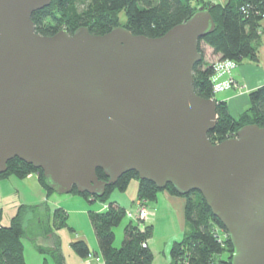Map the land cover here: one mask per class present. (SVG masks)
<instances>
[{
    "label": "water",
    "instance_id": "1",
    "mask_svg": "<svg viewBox=\"0 0 264 264\" xmlns=\"http://www.w3.org/2000/svg\"><path fill=\"white\" fill-rule=\"evenodd\" d=\"M50 2L0 0V173L18 158L57 194L101 197L129 171L196 191L226 231L230 264H264V126L213 143L217 101L193 90L210 6L155 37L122 25L42 35L31 14Z\"/></svg>",
    "mask_w": 264,
    "mask_h": 264
},
{
    "label": "trees",
    "instance_id": "2",
    "mask_svg": "<svg viewBox=\"0 0 264 264\" xmlns=\"http://www.w3.org/2000/svg\"><path fill=\"white\" fill-rule=\"evenodd\" d=\"M81 5V6H80ZM209 7L214 19L213 32L201 38L198 50L201 60L193 66V90L203 98H215L213 65L205 62L201 43L208 45L218 59L233 60L239 63L244 58L256 59V46L260 35V20L264 16V0H228L225 4H203ZM199 6L193 0H51L50 4L31 14L35 31L42 35H52L59 30L72 33L79 26H86L92 34H103L112 27L121 25L120 12L125 20L122 26L133 34L155 37L163 34L173 25L185 20ZM249 106L237 117H233L224 101H217L216 123L207 133L215 143L235 134L244 124L264 126V84L248 93ZM36 173L47 192H53L46 184L40 169L13 158L7 162V169L0 173V179L8 175L24 177ZM100 179H105L100 169L96 171ZM132 178L138 180V199L146 202L156 199L160 191L154 183L139 179L136 172L122 174L105 193L98 198L104 201L117 189L124 191ZM179 195L171 185L164 189ZM72 192L78 193L76 190ZM80 194V193H79ZM85 198L97 197L80 194ZM185 219L190 231L172 244L170 264H230L232 246L219 220L213 216L201 194L192 191L186 195ZM26 207L19 206L7 225L2 224L0 209V264H26L23 257L21 238L25 235L23 222ZM66 213H55L58 225H64ZM99 253L104 264H154L153 253L147 244L152 227H141L131 219L124 225L120 246H114L115 232L125 217V208L109 202L106 209L88 211ZM220 231V232H219ZM72 249L81 257L90 254L84 240L71 242Z\"/></svg>",
    "mask_w": 264,
    "mask_h": 264
},
{
    "label": "crops",
    "instance_id": "3",
    "mask_svg": "<svg viewBox=\"0 0 264 264\" xmlns=\"http://www.w3.org/2000/svg\"><path fill=\"white\" fill-rule=\"evenodd\" d=\"M227 1L200 0L199 7L206 3L223 5ZM259 24L260 37L255 51L256 59L244 58L236 64L231 72L224 74L220 80L223 81L227 77L231 78L234 86L215 94L216 100L226 103L228 111L233 117H237L249 106L248 93L264 84V16ZM204 51L208 54L205 58L207 63L212 64L214 58H218L217 55L212 53V49L208 45L205 46ZM137 190L138 181L136 178H132L127 188L124 191L115 193L109 198V202H115L125 209L135 208L138 201ZM52 193L47 192L41 185L36 173H28L24 177L11 174L0 179L2 224L7 225L9 223L19 206L27 208L24 217L28 211H31L34 215L41 212L42 204L45 207L46 218L43 219V214L36 217L33 235L26 237L27 229L25 227V235L21 238L25 263L104 264L97 244L92 247L93 244L89 243V239L85 235L83 237L78 234L76 237H63L62 226H68L67 211L70 209L61 206L55 199L49 201ZM145 205L147 207V216L141 222V227L146 225H151L152 227V234L147 240V244L153 253V263L170 264L172 244L181 240L191 229L185 219L186 198L181 195L171 194L167 190H160L156 199L146 201ZM6 206H9L8 217L3 216ZM103 209L102 206H99L97 211ZM57 211L58 213L60 211L66 213L67 217L64 225L60 226L57 224L55 219ZM71 230L74 229L71 228ZM78 239H84L91 246V249L89 248L90 254L86 257L79 256L71 247V242ZM96 247L97 250L95 251Z\"/></svg>",
    "mask_w": 264,
    "mask_h": 264
},
{
    "label": "rangeland",
    "instance_id": "4",
    "mask_svg": "<svg viewBox=\"0 0 264 264\" xmlns=\"http://www.w3.org/2000/svg\"><path fill=\"white\" fill-rule=\"evenodd\" d=\"M199 1L200 0H193L194 5L195 6L196 5L199 6V4H200ZM119 16H120V20H121L120 23L122 25L124 23V20H125L123 12H120ZM200 46H201L202 50H204L206 44L201 43ZM207 56H208V54L204 51V59ZM219 61H221V60L218 59V58H214V62L213 63L216 64ZM205 62H207V61H205ZM213 63H212V65H213ZM236 64L237 63L235 62V65L233 66V68L236 66ZM231 70L229 72H231ZM213 72H214V67H213ZM222 76L218 77L219 80H220V78ZM227 79H228V77H227ZM224 80H226V79H224ZM232 85L234 86V83H232ZM233 86H231V88ZM118 192H120V191L117 190V189H114L109 194L108 198L106 200H104V201H100L98 199L100 197H97V200H92L91 197L87 199V198L83 197L82 195H80L79 193H75V192H70V193H66V194H57V193L53 192L49 201H52L53 199H55V200L58 201V203H60L61 206L70 209L69 211H67V213H68V218H67L68 226H62V235H63V237L64 236H70V238L71 237H76L77 234L81 235L83 237L85 235V237H87V239H89L88 240L89 243L93 244L92 247H95L97 242H96V239H95V235H94V232H93V229H92V225H91L90 219L88 217V211H97V208L99 206H102L104 209H106L107 206H108V203H109V198H111L115 193H118ZM138 201L142 202L145 205V202H143V201H141L139 199H138ZM48 204H49V202H48ZM129 209H133V207H131ZM41 210H40L41 212H39L40 214L36 213V215H34L31 211H28L25 214L23 222H24V225H25V227L27 229V231H26L27 232V236L26 237H28V235H33V233H34L33 231H34L35 226H36L35 219H36V217L38 215H42L43 214L42 215L43 219L46 218L45 217V213H46L45 212V207H44L43 204H42ZM127 210L128 209H125V211H127ZM8 212H9V206H6V210H5L4 214H3V216L4 217H8V215H9ZM4 217H3V220H4ZM128 220H129V218L125 215V217H124L123 221L121 222V224L118 225L117 227H115V229H114V232H115L114 246L115 247H119L120 246L121 239L123 238V228H124V225L128 222ZM142 221H143V219L142 220H138L136 222L138 224H141ZM71 228L74 229V230H71ZM119 241H120V243H119ZM88 246L91 249V246L89 244H88ZM96 250H97V247H96L95 251Z\"/></svg>",
    "mask_w": 264,
    "mask_h": 264
},
{
    "label": "built area",
    "instance_id": "5",
    "mask_svg": "<svg viewBox=\"0 0 264 264\" xmlns=\"http://www.w3.org/2000/svg\"><path fill=\"white\" fill-rule=\"evenodd\" d=\"M234 65L235 62L229 59L221 60L216 64L213 63L214 72L211 76V80L214 84V92L229 89L231 88V86H233V81L231 78L220 81L218 77L222 76L223 74L229 73V71L233 68ZM125 215L133 221L142 220L145 219L147 216V208L142 202L137 201L135 208L128 209L127 211H125Z\"/></svg>",
    "mask_w": 264,
    "mask_h": 264
}]
</instances>
